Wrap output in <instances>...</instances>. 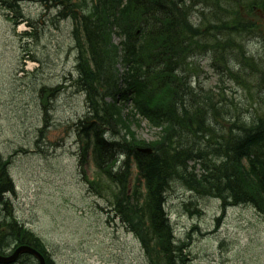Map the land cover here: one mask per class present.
<instances>
[{"label": "trees", "instance_id": "trees-1", "mask_svg": "<svg viewBox=\"0 0 264 264\" xmlns=\"http://www.w3.org/2000/svg\"><path fill=\"white\" fill-rule=\"evenodd\" d=\"M40 1L46 8H56L57 23L66 19L75 23L78 69L75 85L85 95L89 109L87 121H83L94 127L102 123V130L108 127L116 137V143L105 145L103 135L97 143L85 146V153L93 148L94 158L104 168L98 177L87 181L97 194L110 198L114 212L136 234L144 249L154 247L146 251L152 264H188L189 261L186 243L175 245L174 229L160 207L174 182H181L201 196L218 198L224 209L251 206L264 220V90L259 88L255 95L259 115L247 122L237 108L226 103L219 105L217 96L192 87L189 81L192 74L198 73L190 60L198 54L209 53L214 54L212 68L221 76L225 74L238 83L250 82L244 38L255 32L252 27L257 23L249 17H255L256 9L264 10V0H168L167 4L161 0ZM3 2L9 11L17 13L16 25L20 19L24 20L20 0ZM180 8L194 15L186 13L180 19ZM192 27L202 34L219 36L217 40L210 35L203 38L211 37L214 42L207 48L209 51L199 49V40L203 39H198L197 33L188 32ZM230 59L243 66V75L232 69ZM220 98L221 101L228 99L223 94ZM120 101L134 103L132 116H123ZM198 102H207L206 105L216 108L224 125L204 128L199 110L193 108ZM232 109L236 113L235 121L231 122L228 112ZM137 114L160 129V138L150 144L155 147L151 154L137 150L147 144L137 140L130 130V122ZM237 122L242 123L243 130L234 132L232 125ZM78 130L81 136L87 131L83 126ZM171 139H176L173 146L166 143ZM191 139L196 140L195 145ZM159 141L166 144L161 145ZM114 151L116 158L109 154ZM163 153L171 161L181 154L188 162L183 160V167L175 161L163 168L156 163ZM118 155L125 156V161L113 172L120 163ZM130 157L136 160L145 180V194L140 186L130 195L126 192L131 175ZM191 160L194 163L189 164ZM158 167L161 168L155 169ZM188 169L192 171L189 173ZM2 174L0 169V197L11 189ZM8 229H13L32 247L46 251L45 244L19 221ZM29 237L33 240L27 241ZM6 247L0 239L1 254H6ZM25 264L32 263L25 261Z\"/></svg>", "mask_w": 264, "mask_h": 264}, {"label": "rangeland", "instance_id": "rangeland-1", "mask_svg": "<svg viewBox=\"0 0 264 264\" xmlns=\"http://www.w3.org/2000/svg\"><path fill=\"white\" fill-rule=\"evenodd\" d=\"M20 1L28 20L15 26L17 13L0 0V148L13 159L16 179V193L7 207L42 239L56 264H150L141 241L114 214L108 198L90 191L85 177L92 179L96 172L91 154L81 167L83 150L75 124L88 106L75 85V23H57L55 8L45 11L40 0ZM249 18L262 25L261 37L244 38L248 56L264 60V12ZM203 54L190 60L198 68L190 78L192 87L211 92L219 105L239 109L247 122L257 117L255 95L264 69L246 85L214 71V54ZM236 68L232 67L239 72ZM48 89L53 90L44 102ZM220 94L228 99L221 101ZM44 111L50 122L41 149L36 142ZM139 124L133 125L138 138L150 142L158 137L148 120L139 117ZM121 160L113 172L123 165ZM132 167L134 180L137 169L134 163ZM171 190L167 210L176 244L187 243L189 264H264V220L252 207L224 209L220 200L192 192L181 182H174Z\"/></svg>", "mask_w": 264, "mask_h": 264}, {"label": "bare ground", "instance_id": "bare-ground-1", "mask_svg": "<svg viewBox=\"0 0 264 264\" xmlns=\"http://www.w3.org/2000/svg\"><path fill=\"white\" fill-rule=\"evenodd\" d=\"M161 1L165 2L166 4L168 3V0H161ZM50 9L51 8H46L45 11H50ZM181 12H182V16L180 15V19H183V14H186V13H188L189 15H194V13L187 12L183 8H180V13ZM56 15H57V11L55 12V16ZM260 25H262V24L261 23H257L255 26L252 27V29L255 30V31H259L260 28H261ZM196 29L197 28H195V27L193 28L192 27L190 30H188V32L190 31V32L199 34L201 37L200 36H197L198 39H203L205 36H209L210 35V34H207L209 32H205V33L202 34L201 32L196 31ZM211 37L216 38V40L219 38V36H217L216 34L212 35ZM211 37H208L205 40L204 39L203 40H199V49L200 50L209 51L208 49H210L211 46L214 44V42H213V40H212ZM245 46H246V44H245ZM243 55H244V57H247L246 53H243ZM251 56H248L249 59H246V60H249V64H250L249 65L250 66V69L248 71V74H251V76L248 77V78H254V77L258 76L259 73H262L261 70L264 69V64H263L264 60L261 59V57L260 58L257 57V56L254 57V55H251ZM175 58H178V56H175ZM244 62L246 63V61H244ZM229 63H230V65L232 67H234V68L237 67L236 70L239 71L240 73H242L243 70H242L241 66L237 62H235L234 60H231L230 59L229 60ZM76 79H78V76L76 77ZM190 83H191V81H190ZM206 103L207 102H198V103L194 104L195 106L193 107V108H197L199 110V113H200L199 116L202 119L201 120V122H202L201 125L204 128H206V129H209V126H212V127H221V125L223 126L224 124H222L221 120H219V118H218L219 117V113L216 112L217 111L216 108H213L210 105H206ZM88 110L89 109L87 107V112L86 113L89 112ZM238 111H239V109H238ZM235 113H236V109L235 110L232 109V112L231 111L228 112V116L229 117H233L235 115ZM87 118H88V115L85 114L83 117H79V119L76 121V124H75V128H76V131H77V134H78V137H79L78 144H79L80 147L85 148V146H87V144H89V143H97L98 142V139H99V136L102 137L103 135H105L104 136V138H105V145L111 144V143H116V141H115L116 137L109 136L110 135V129L108 127H107V129H103L102 130L101 127L103 125H102V123H99V122L98 123H99L100 126H98V127L90 126V125H88V124H86L84 122V121H87ZM41 119H42V121L44 123H43V127L39 130V133H38V136H37V142L36 143L38 144L37 145L38 148L43 149V146L39 145V143L46 140V136H45L46 133L43 132L42 129L44 128L46 130L48 128V125L47 124L50 122L49 121L50 116L44 111V113L41 115ZM232 121H235V120H233V118H232ZM92 122L94 123L95 121H92ZM92 122H90V123H92ZM220 122H221V124H220ZM197 123H199V122H197ZM80 126H83L89 133H87V131H86V134H84L83 136H81L79 134V130H78V128ZM232 126H233L234 132H239V131H242L243 130L242 129V123H240V122L234 123ZM190 135H191V133H190ZM158 138H160V134H158ZM179 138L181 140H184L183 137H179ZM136 139L139 140V141H143V142L147 143L148 146H151L150 145L151 144V141L148 142L146 140L140 139V138H138L137 135H136ZM159 142H160L161 145H165L166 143H168L171 146H173V145L176 144V139H171V140H169L166 143H165V141H159ZM191 143L193 145H195L196 140L195 139H191ZM203 143H205V141ZM186 146H188V144ZM115 152L116 151L111 152L109 154L112 155L113 158H116L117 153H115ZM138 152H142V151L138 150ZM120 156L118 155V157H120ZM164 156H167L166 153H163L160 156V158H158L157 161H156V163L157 164L159 163V166L161 165V167H163V168L168 167L167 165H169V164L171 165V164L175 163V161L178 164L181 163V166H183L184 161H187L188 162V159L182 158L181 157V154H178L177 155L179 158H175L172 161L170 160V158H167V157H164ZM94 157L92 158V161H93V164H94V166L96 168V171H102L104 169L103 166L100 165L99 163H97V161H96V159ZM130 158H132V157H130ZM196 158H198V156ZM12 160L13 159H11L10 157H8V155L6 154L5 149L4 148H2V149L0 148V169L3 171V174H2L3 177L2 178L3 179H6L8 182H10L9 184H10V187H11V189L7 190L0 197V233H1L0 239H2L3 242L6 243V246H7L6 247V253L7 254H10V255H13L22 246H24L26 249H28V248H30L31 250L33 249L31 245L27 244L28 242L22 241L20 239V236L21 235H17V233L13 229H8V226H15V225H17V222H18V219L14 216V214L12 212H10V207H7L10 204V202L12 201L11 200L12 199V197H11L12 194H15L16 193V190H15L16 179L12 175V171H11V168H12ZM192 160L194 161L196 159H193L192 158ZM192 160L189 161V164L194 163ZM80 162H81V167H83L87 163L86 159L83 158L82 156L80 158ZM161 167H158V168H155V169L158 170ZM190 167H191V165H190ZM188 171H189V169H188ZM190 171H192V169H190ZM190 171H189V173H190ZM140 180H142V178ZM145 184L146 183H145V180H144L143 183H142V187L146 188V185ZM125 189H126V192H127L128 195L134 193V189H130L128 187L125 188ZM142 190H144V189H142ZM171 191L172 190H169V194L168 195H171ZM204 197H207V196H204ZM168 198H169L168 196H167V198H164V200L160 203V207H161L162 210H164V213H165L166 218L168 219L170 225L173 227V224H172V221H171V218H170V214H169V212L167 210ZM140 201L143 202L142 199H140ZM16 228H17V230L20 231V228H18L17 226H16ZM33 233H34V235H37L35 232H33ZM35 238L38 239V236L35 237ZM32 240H33V237H29L27 241H32ZM175 245L178 246V244H176V242H175ZM150 248L151 249L146 248L145 251L150 252L152 250V248H154V247L151 246ZM26 254L31 258V255H30V253H28V251H25L23 253L20 252L19 253L20 259L17 258V261L12 262L10 264H25V261L24 260H25V255ZM183 254H185V251H184ZM46 257H47V259H48L49 262H53L54 261L53 256L51 255L50 252L46 253ZM147 257L149 258L148 255H147ZM150 264H152L151 261H150Z\"/></svg>", "mask_w": 264, "mask_h": 264}, {"label": "water", "instance_id": "water-1", "mask_svg": "<svg viewBox=\"0 0 264 264\" xmlns=\"http://www.w3.org/2000/svg\"><path fill=\"white\" fill-rule=\"evenodd\" d=\"M145 151L149 152V150H145ZM25 251H28V253H32V254L36 255L39 258L41 264H45V260L40 254H38L33 249L32 250L30 248L26 249L24 246H22L20 249H18L13 255H10V256L0 255V263L9 264V263L15 262L17 260V258L20 256L19 253L20 252L23 253Z\"/></svg>", "mask_w": 264, "mask_h": 264}]
</instances>
